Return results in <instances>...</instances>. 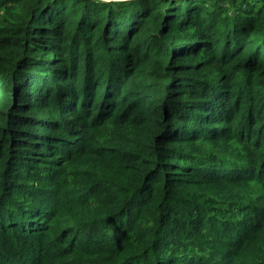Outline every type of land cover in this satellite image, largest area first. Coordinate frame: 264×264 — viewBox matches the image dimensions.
<instances>
[{
  "label": "trees",
  "instance_id": "trees-1",
  "mask_svg": "<svg viewBox=\"0 0 264 264\" xmlns=\"http://www.w3.org/2000/svg\"><path fill=\"white\" fill-rule=\"evenodd\" d=\"M0 264H264V0H0Z\"/></svg>",
  "mask_w": 264,
  "mask_h": 264
},
{
  "label": "rangeland",
  "instance_id": "rangeland-1",
  "mask_svg": "<svg viewBox=\"0 0 264 264\" xmlns=\"http://www.w3.org/2000/svg\"><path fill=\"white\" fill-rule=\"evenodd\" d=\"M104 142V141H100ZM88 158V156H87ZM106 169L110 175L111 178L115 179L116 182H119V177L116 175V173L111 168H105L103 165H99L95 162H88L86 165H82L78 163V161H74L73 164H70L67 167V171L69 173L68 175V185L71 187V184L74 182V180L82 181L88 177V174H93L94 172H98L99 175L106 176L108 175L106 173ZM111 170V172H110ZM260 191V190H257Z\"/></svg>",
  "mask_w": 264,
  "mask_h": 264
}]
</instances>
